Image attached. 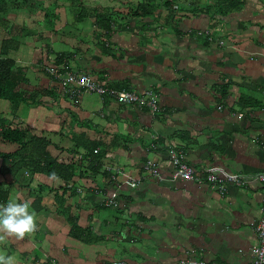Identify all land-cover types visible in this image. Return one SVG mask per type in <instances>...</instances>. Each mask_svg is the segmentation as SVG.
Here are the masks:
<instances>
[{
    "label": "crops",
    "instance_id": "crops-1",
    "mask_svg": "<svg viewBox=\"0 0 264 264\" xmlns=\"http://www.w3.org/2000/svg\"><path fill=\"white\" fill-rule=\"evenodd\" d=\"M29 1L22 22L2 15L0 47L7 38L19 50L32 49L31 57H13L26 76L20 89L41 92V102L21 104L15 113L1 99L0 119L43 135L63 163L77 158L83 139L107 153L95 171L81 167L86 173L74 175L63 206L70 214L57 211L49 192L62 195V180L44 174L30 180L0 158L7 201H30L37 222L35 233L0 249L18 264H165L186 257L249 264L264 185L228 184L220 193L205 175L264 172V0ZM97 14L106 17L107 29ZM58 56L57 66L67 63L108 86L155 91L160 111L88 92L70 97L37 67ZM168 146L184 151L199 181L173 177ZM16 148L0 141V152ZM147 158L158 162L161 179L143 178L131 188L126 181L144 176ZM67 216L76 219L75 228Z\"/></svg>",
    "mask_w": 264,
    "mask_h": 264
},
{
    "label": "trees",
    "instance_id": "trees-1",
    "mask_svg": "<svg viewBox=\"0 0 264 264\" xmlns=\"http://www.w3.org/2000/svg\"><path fill=\"white\" fill-rule=\"evenodd\" d=\"M14 1H16V4L19 1H22L23 3L29 2L30 4H34L29 0ZM8 3V0H0V24H5V20H1L4 18V16L2 15L5 14V8ZM78 17H80V15ZM96 20L98 21V24L100 26L105 27L106 29L108 28V22L104 15L101 16V14H97ZM103 22H106V24H104ZM18 47V45L13 47V45L11 44V40L7 38H4L2 40L0 47V99L7 100L9 102L10 110L15 113L20 105L26 102L39 104L41 102V99H39L38 97L42 96V93L39 91L27 93L24 90L20 89V84L26 81V76L22 70V67L17 64L18 59L9 55V52L12 51V48L16 50L18 49ZM61 57L62 56H58L57 58H55L54 63L55 61L59 62L60 59H62ZM51 65L57 67V65L59 64H48L47 62H43V59H40L39 62H37V67L44 69L45 73L50 78L52 77L48 74L46 69ZM222 93L224 94L225 92L223 91ZM0 141L17 145V148L12 152H0V158L2 159L4 166H18L20 170H25L28 172L30 180L31 178H34L39 174H44L52 178H58L65 183V185L63 186L64 188L62 187L63 192H66L65 198L63 196L64 193L62 195L57 194V191L49 188V192L53 193L56 205H58L57 211L62 212L63 214H70L68 212V206H63L66 203V199L69 198L70 193H72L71 190V192H69V195L67 194V187L70 183L73 182L74 175L81 176V174L86 173L85 171H95L96 166L101 165V162L107 153L106 149L102 148L99 142L92 143L88 139H83L82 141L76 142V149L77 151H79V155H81V158H78L77 155L76 159L73 158L72 160H69L68 163H63L58 161L56 157L51 156L47 149L49 140H47L43 135L34 134L28 126L5 123L1 119ZM81 167L82 169L83 167H85V169H83L85 171H82L80 169ZM8 195L9 191L7 187H2L0 185V204H4L7 201ZM41 196L42 195H38L35 198L34 203H38L40 205L42 201ZM66 218L71 223L72 228H75L76 219L71 216H67Z\"/></svg>",
    "mask_w": 264,
    "mask_h": 264
},
{
    "label": "built area",
    "instance_id": "built-area-1",
    "mask_svg": "<svg viewBox=\"0 0 264 264\" xmlns=\"http://www.w3.org/2000/svg\"><path fill=\"white\" fill-rule=\"evenodd\" d=\"M208 34V32H205ZM209 41H213V37L207 35ZM217 43L224 45L225 41L223 39H218ZM46 71L55 80L58 81L60 88L68 93L70 97H76L79 93L88 92L94 93L102 97H108L119 104H131L139 109H148L151 114H156L160 111V104L158 101V95L155 91L144 90L142 92H137L135 90L127 89L125 87L115 88L102 83L96 78L85 71H74L70 69L67 63H64L62 67L59 66H48ZM155 138V137H154ZM155 143L151 144L154 148ZM81 158V155H78ZM168 158L170 160L173 177H179L184 180H200L196 176L195 170L185 161V153L182 149L176 148L175 146H168ZM144 176L138 178H130L126 183L131 187H136L141 180L144 179H161L162 175L160 173L158 162L154 159L147 158L143 163ZM118 173V169H116ZM111 175L112 179H115V174ZM205 179L210 186L216 188L220 193H224L227 189V185L231 184L234 186L249 185L250 183L257 181L264 185V172H258L253 175H241L233 174L228 176H219L214 172H209L205 175ZM120 187V183L117 184ZM117 196V192L114 191L110 195V200L107 202H112ZM264 200V197H263ZM255 231L257 236V243L253 248V259L249 264H264V213L260 216L259 220L255 225ZM51 264H70L66 262H56L53 261ZM105 264H127L124 259H113ZM165 264H233L224 261H212L207 263L202 259H195L192 257H186L178 259L176 261L168 262Z\"/></svg>",
    "mask_w": 264,
    "mask_h": 264
},
{
    "label": "clouds",
    "instance_id": "clouds-1",
    "mask_svg": "<svg viewBox=\"0 0 264 264\" xmlns=\"http://www.w3.org/2000/svg\"><path fill=\"white\" fill-rule=\"evenodd\" d=\"M36 230V212L31 208L30 201L9 200L0 204V244L10 239L22 240ZM0 264H18V261L0 249Z\"/></svg>",
    "mask_w": 264,
    "mask_h": 264
},
{
    "label": "rangeland",
    "instance_id": "rangeland-1",
    "mask_svg": "<svg viewBox=\"0 0 264 264\" xmlns=\"http://www.w3.org/2000/svg\"><path fill=\"white\" fill-rule=\"evenodd\" d=\"M8 2L9 3L6 6V8H5L6 10L4 12L5 15H7L8 13H10L9 14V18L15 19V21H17L18 23L22 22L23 19H25L27 17V3H23L22 1H19L16 4V1H14V0H8ZM49 12H52V11H49ZM49 16H52V14H50ZM17 38L20 40V42H25V38H21V37H17ZM11 44H12V40H11ZM12 45H13V47L16 46V44H12ZM29 49H31V48L30 47H27L25 45V46H21V50L18 49V50H16V52L15 51H10L9 54L12 55V56L21 57L23 59V58L31 57L32 56V55L27 56ZM11 50H15V49L12 48ZM0 101H1V99H0ZM24 107H25V105H24ZM0 162H1V159H0ZM2 174H3V172L0 171V176H2Z\"/></svg>",
    "mask_w": 264,
    "mask_h": 264
}]
</instances>
